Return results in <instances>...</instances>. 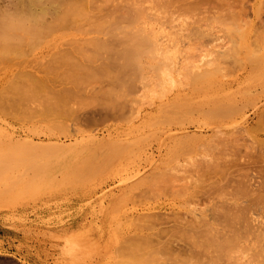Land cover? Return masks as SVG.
Listing matches in <instances>:
<instances>
[{
	"label": "rangeland",
	"instance_id": "374dc122",
	"mask_svg": "<svg viewBox=\"0 0 264 264\" xmlns=\"http://www.w3.org/2000/svg\"><path fill=\"white\" fill-rule=\"evenodd\" d=\"M92 1L93 3L91 2V6H93V8L91 7L90 9L89 7H87L91 11L93 10V12L88 10L91 12L90 14H88L90 18L88 15H83V17L88 16L86 18L89 19L86 21H89V23L83 22V19H81L82 22L80 20V24L78 22V24H71V22L70 24L64 26L60 24L62 27H59V25L56 26L57 29L53 28L55 30L43 34V37H37L34 43L33 40L29 42L27 40L26 42L21 41L20 43L18 42L19 44L16 40L12 41L13 44L19 49H13L15 51H10L7 54L8 56L0 58V154L5 156L6 154L8 156H14L19 152L21 156L28 157L27 162L20 163L21 166L19 163L11 165L8 164L9 166L2 165V168L4 167V170L0 166V264H168L171 261H173L174 264V261L178 260L179 257L180 259L184 258L185 260L181 259L182 261H176L175 264L177 262L179 264H203L206 261H210H205V259H208V256H210L207 253H210L214 256L215 259L212 260V256L209 259H211V261L216 260V264H264V74L262 73V70L264 69V62H260L259 64L261 65L259 67L257 66L258 64L255 65L256 58L253 59L252 57V53L256 51H253V47L256 48V44H259V47L256 48L257 50H259V53L255 52L253 56L257 55V58L259 55L264 56V44H262L264 43V40L262 41V39L264 38V0H133V2L132 0ZM89 5L90 3L88 4V6ZM98 9L99 11L97 12ZM93 22H95V24L98 23L97 25L100 26L99 28L101 29H99L98 27L95 28ZM233 23L236 25H234ZM91 28H95L96 30L103 29L104 32L98 33V31L95 30H92L93 32H90ZM232 28L233 30L235 29L237 31L235 32L234 30V35H232ZM124 29L125 31H127V33H132L135 32V30H139L142 33L146 34V32L150 31V36L153 35L154 37H157L155 39L157 40V47L160 50L158 49V56H156V54H145V57L143 56V58L141 59V69L135 73L130 72L128 77L124 75L122 77L123 81L120 84V81H117L116 76H114V74L118 75L117 69H115V59L117 60V57L111 56V53L107 52L109 55L108 57V55L106 54L108 57L107 58L105 56V48L104 51L102 50L103 47L100 50L96 48V46H93V48L92 45L94 41L92 42L87 39L95 35L93 38V40L95 39V41L96 36L100 37V39L108 38L109 41L112 42L116 40L115 42H113L114 45L112 44L114 46L113 48H115L114 50L120 49L124 44L120 42V46L118 39L122 41V39L125 37L123 33L125 32L123 31ZM240 31H242L243 34ZM234 39L238 41V44L236 45L237 49L234 48L235 46L233 45L236 44ZM24 44H26V46H24ZM243 45L245 47H243ZM250 45L253 47L250 48ZM19 46H21V48ZM68 46L74 47L75 50H73V48L71 50V48H69ZM77 46L79 47V49L77 48ZM231 46L234 50H237L235 52H238L236 53V57L234 56L238 62L237 64H235V59L234 62L233 59L230 58V52L233 53L232 57L233 55H235L234 51H231ZM67 47L70 50H68ZM106 47H110V45ZM65 49L68 52L70 51L71 54L74 53L73 51H78V54L82 53L81 56L79 55L81 57V60L79 58L77 59L73 55L72 56L78 60L77 62L81 63V69L83 70L74 74L71 68L61 66V60L64 58V56L62 58V51H64ZM107 51H109V48L107 49ZM228 51H230L229 54L226 53ZM77 53H75V55ZM52 54L55 57H53ZM227 54L228 57H226ZM237 54L240 59L237 58ZM165 55H168L170 58L168 56L166 57ZM220 55H222V57ZM247 55L249 56L247 57ZM79 56L77 55V57ZM250 57L253 60V65L251 63L252 60H246L250 59ZM151 58L154 60H152ZM164 58L165 60L168 58L167 62L164 60ZM55 59L57 61L60 60V63ZM170 60L172 61V63ZM210 61L211 63H209ZM232 61L234 63H232ZM248 61H250V64L248 63ZM197 62L200 63L197 64ZM240 62L242 63L240 64ZM157 63H164L166 65L165 67H167L169 71L168 74L171 76L170 78H172L169 80L171 81L170 83L168 81L167 84L164 85L165 87L162 86L159 81V72L161 71L158 72V70L153 68ZM220 63L222 66H220ZM168 64L170 65V67L173 64L172 70H170ZM237 65L241 66L238 67ZM254 65L257 67L254 68ZM104 66H106L107 70L103 68ZM195 66H197V69L195 68ZM250 66L253 69H251ZM85 67L86 69H84ZM218 67L221 68V71L218 70ZM62 68L65 70H63ZM109 68H111L112 70ZM211 70L216 71V73L214 71L215 75H211L212 79H207V82L204 81L205 83H197V81L194 82L192 78L194 73L198 74ZM68 71H71L73 75H70V72ZM260 71L262 74L260 73ZM88 72L90 75H87ZM33 75L34 77H36V79L33 77ZM70 76L73 79H71ZM75 77H78V80L74 79ZM172 80H174V82ZM34 81H41L39 85H35L36 90L34 92L28 91V94L24 93L23 95H17V93H14L17 91L15 89V85L17 83L22 82L30 85ZM85 81L87 82V84ZM84 84L86 85L84 86ZM118 84H120L121 86H119ZM159 84L161 85V87ZM169 84H171V86ZM123 85H126L127 88ZM206 86L207 88L209 87L208 90ZM59 87L61 88V90ZM76 87L78 89H75ZM68 88H70L69 93L67 90ZM199 88L202 89L200 90ZM73 89L75 90L74 92ZM63 90L67 91H65V93L63 94ZM70 92L72 93L71 98L70 96H68L70 95ZM32 93L34 96L31 95ZM52 93L55 95L62 93L63 96H67L68 98H70L71 102L69 101L70 99H67V97L66 99H64L65 103L68 100L69 105H66L64 102V104L62 102H57L59 99L62 100L59 97L58 100L55 101L57 103H60L62 105V108L68 106L69 109L70 107H72V109L74 108L75 110L78 109L76 110L78 114L76 113L77 115H74L76 111L74 110V113H72V110L69 111L68 109L69 113H72L71 115L69 114L71 117L73 116L71 118L67 114H65L66 116L63 115L64 111H62V113L61 110L60 112L59 110L56 111V109H59L57 107L52 108V110L49 111L48 108L50 104H57L51 97L53 95ZM73 93L76 94L74 95ZM16 95L20 97L25 96L24 98H27L24 100V98L21 97V99ZM29 95L32 96L33 100L30 99ZM45 96L47 98L49 97L48 99L50 103L49 101H47V98ZM59 96L62 97V95ZM100 97H102V100L100 99ZM234 97L236 100L234 99ZM55 98L57 97L55 96L54 99ZM222 98L225 100H223ZM27 99H30L31 101ZM250 99H252L253 102H250ZM52 100L54 101V103L52 102ZM246 100L250 103H248ZM232 101L234 102V104L238 102V105L236 104V107H234L238 109L234 110L232 108V111H235V114L229 110L234 114V116L229 112V114H227L230 116L224 114V119L223 116L219 118V116L221 115H214L216 116L215 118L213 117L214 120L211 118L213 121L209 119L210 115L208 116L206 111H208V108L212 103L220 104L222 102L225 103V105L222 103L220 105H224L226 107L227 105L230 106V103L233 105ZM240 101L241 104H247L243 106V108L240 106L242 110L240 109L241 111H238L240 107L237 106H239ZM71 103H73L74 105ZM76 103H78V105ZM253 103L255 105H253ZM78 106L80 109L82 107L84 109L82 108V110H80ZM62 108L60 107V109ZM54 109L56 112L54 111ZM195 109L199 110L200 112L202 111V115ZM183 111L185 114L183 113ZM133 112H135L134 115ZM65 113H68L67 109ZM197 113H199L200 115H197ZM205 113L206 115H204ZM80 115L82 118L80 117ZM179 115L180 117H178ZM58 116L62 119H60ZM186 116L188 118H186ZM205 116L209 117L208 120L210 122L205 118ZM176 117H178V119L183 118V120L179 119L178 121H176V119L174 121ZM60 120L63 122H60ZM217 120L218 122H216ZM172 121H174V124L172 123ZM56 122L59 127L61 125H64L62 128H64L66 131L63 129L61 131V127L59 128L57 125H55ZM169 122H171L172 124ZM175 122H183L184 124L177 123L176 125ZM51 123L53 126L55 125V128L58 127L57 129L60 131L52 128ZM218 130H220V132ZM184 132H188L187 134L192 136V142L190 143L191 145H188L192 148H189L188 152L191 154L189 155L187 153L188 158H179L180 160L177 161L179 164L177 162L175 163V161L174 163L171 161V163L169 159L167 160L165 158L167 160L166 161L163 157L160 159L159 156L161 152H165L166 149H171L173 148V146L176 148L183 147V145L184 147L186 146V140L190 139V136L188 137L186 133L184 134ZM191 132H193L195 136H193V134H190ZM173 137L179 138L178 141L176 142L177 139L175 140ZM197 137H199V139H197ZM136 138L137 141H135ZM138 138H141V140H139ZM194 138L198 140V143ZM202 138L204 139L202 140ZM112 139L113 141H116H114L116 143L115 145L120 144L121 146L123 144L126 145L128 142H134L133 145L129 144L125 148H131V150L133 149V151L139 150L138 152L143 150V152H145V156L140 157L141 159L139 157L126 158L127 160H123L125 159L123 157H119V159L117 160L115 157L106 158L102 156V160L104 162H102L101 165V163L98 162L102 161L100 160L101 157L99 156V154L101 152L100 155H103L106 152V147H109V145L113 144L112 141L110 142V140ZM181 139H185V143H181L180 141H184ZM75 141H79L80 143ZM86 141H88L89 143ZM201 141L202 145L200 144ZM56 142L57 146L59 145L58 142L64 145L62 146L63 149L61 148V152L55 154L56 156L49 152L46 156V154H44L46 150L43 148L48 149L46 144H53ZM124 142L127 143L125 144ZM25 143L30 149H23V144ZM32 143H36V145H32ZM173 143L175 144L172 145ZM178 143L181 146H178ZM51 144H48V146H53ZM100 144H106L105 149L104 146L101 147L103 148L104 153L98 146ZM18 147L20 148V151L17 150ZM32 147L33 149L31 150ZM97 147L101 151L98 152ZM137 147L138 149H136ZM67 148H70L71 150H68ZM39 149H42V151ZM21 151L25 153H21ZM65 151L66 153L68 151V153L65 154V156H63L61 159L60 155H64ZM95 151L97 152L95 153ZM9 152H11L10 155L8 154ZM40 152L42 153L40 154ZM92 153H98L97 156H99L100 158L97 157V159L99 158V160L94 159L96 158V155H93ZM91 154L93 155V159L96 160V162L93 160V163L88 164L89 168H85V166L87 165H84V163L81 162V159H84L89 155L92 159ZM50 157H56V160L58 159V157H60V160H55L54 163V159H51ZM104 158L106 159V161H108V158L116 159L117 161L111 160V163L114 162L113 165L105 167L107 165H103V163H105ZM31 159L33 160L30 161ZM224 159H227V161L229 162H226L225 165L224 161V166H222V161ZM42 161H44V163ZM49 161L52 162L48 163ZM87 161H85V163ZM126 162H131L132 164L127 168H122V163L125 164ZM260 163L262 165H260ZM27 164L28 166H26ZM170 164H172V167H169ZM173 164L176 165L174 166ZM229 165L232 167H230ZM74 166L78 167L79 169L82 167V170H80L82 174L77 173L80 171ZM173 166L175 168L177 166V172L173 168ZM207 166H211L210 168H212L213 166L216 167L212 169H214L213 171L215 172L217 171L218 173L214 174H220V177H218L217 175H215L217 178L215 176H212L213 178L209 177V175L211 174L210 170L212 169H210L209 167L207 168ZM226 166L228 170L225 168ZM233 166L235 167L233 168ZM237 166H239L241 169ZM25 167L27 170H25ZM72 167L73 169H75V171L78 170L76 172L77 174L74 173L75 171L72 170ZM102 167H104L105 170L107 168L109 170L105 171L104 169H102ZM161 167L163 168V170L167 169V171V167H169L172 174L169 175V172L165 171L167 172L169 177L171 176V179H177L178 181L184 179L183 183H185V185L190 182L191 178H196L199 174L201 176L203 172L206 173L208 171V173L210 174L207 175L206 173L205 175L211 178V181H214L215 178L216 185H214L215 183H212L211 181L210 183L213 184V186H218V189L216 187L212 188L211 185L212 190L209 191L211 192V195L213 194L212 196L209 195V191L205 194V189L199 191V193L203 194V197H206L207 195L205 199L202 198V195L201 197H199V195V198L197 197V195H195V197H190L192 195H190V193L187 194V192L185 193V191V196L183 197V194H181V196L180 194H177V192H175V187L176 190H179V187H181V182L180 184H178L179 182L175 183L180 185L179 187H177L176 185H173L172 181H169L170 185L172 183V188H168L169 184H167L166 186L163 185V187L161 184H158L160 181L157 183L155 182L158 178H156V176L153 177V175H156L159 171L163 172L165 176L164 177L162 173V177H160L161 179H164V181L165 178L169 179L168 175L165 174ZM9 168H11V171ZM171 168L174 169V172H172ZM88 169L90 170L88 171L89 173L86 171ZM67 173L69 174V176L67 175ZM142 173L144 174V176ZM149 173H151V175ZM228 173L231 174L229 175ZM78 174L80 177L79 180L77 179ZM227 174L230 178H228ZM142 176L143 178H141ZM206 176L205 178L207 179ZM83 178H85L86 180H84ZM209 178L207 180L208 182ZM236 179L240 181V183ZM246 179H249V182ZM177 180L175 181L177 182ZM197 180L198 181H196L195 184L192 185V187L197 188L199 186V184L201 183V179L199 180L198 178ZM207 181L205 182L208 183ZM224 182H226V185L224 184ZM221 183L224 184V186H222ZM243 184L245 185L244 187ZM158 185H161L162 188L158 187ZM205 185H203L204 188L206 187ZM239 186L242 187V189L244 188L243 190L246 189L245 192L243 191L244 193L241 194V196L240 191H242V189L238 192V190L240 189ZM166 187L168 189H166ZM179 191H181V189ZM233 196L234 198H232ZM235 197H237V199ZM200 198L204 201H202ZM224 201L227 203H225ZM241 201L244 203H241ZM248 201L249 203H251V205L248 204ZM221 202L222 204L227 205L228 213L230 214V216L231 214L235 215L234 212L236 210V207L234 206H236L237 204L242 207V209H240L241 211L246 212V214L244 215L247 216L246 218H248V221L245 220L246 218L240 220L249 224H247V227H244L246 228L245 230L243 227H238L239 229L237 228V230L242 232L239 233L241 235L238 234L239 231L235 232L237 234H234V236H237V240H234L236 236L233 238V234L231 235V233L233 232L231 229L228 230L227 228H224L227 226V224L230 227L229 221H232V218H234V216H231V219L226 218L227 221L229 220V223H227L226 221L223 222V220H221V217L219 219L218 213L220 211L222 212L219 207H221L222 205L219 206L218 203ZM233 203L237 204L235 205ZM243 205H245V207L247 206V208H244ZM206 207L208 209H206ZM209 208H211L212 210H209ZM216 208H218L217 211ZM201 209L203 212H201ZM247 210L250 211L247 212ZM210 211H215L214 213H216L214 214L212 212L213 214H210L211 218L216 219L217 217L219 221L213 219L212 221L214 222L215 220L216 222L213 223L211 221V224V218L208 214L210 213ZM150 212L154 213L155 220L160 219L158 222H156L159 223L158 225H155V221L150 218V215H148L151 214ZM198 212H200V214ZM204 214H206V216L208 215V218L205 217ZM178 215L183 220V222H191L194 228L199 225L198 219H200V217L204 219V216L205 219L207 218V222L210 223V225H208L205 222L209 226L208 230H205H210L212 232L214 231V228L215 230L216 228L217 230H219L220 225H222L223 223L225 224L226 222L227 224L225 226L222 225L224 232L223 229L219 230V232L222 233L223 238L225 237V241L219 237L216 239H219V242H221L222 240L223 242L227 243L228 250H225V252H223L226 256L229 255L230 257L222 255V250L226 248H220L221 244H223L222 242L219 245L222 254L218 252L220 250H218V242L216 243L214 239V233L213 239L217 244V246L214 247H217V249L215 248L217 251L213 248V245H206V243L204 244V239L202 241L201 236L200 238L196 237L193 240L195 244L190 242L193 247L190 246L188 242L187 245H189V247L187 245H183V241L178 243L179 241L176 240L178 241H175L177 244L173 243V245L171 244L173 248H168L167 246L169 245L165 246L166 244L163 243L165 239H168L165 236L166 232L168 236V230H166L164 236H162L163 234L161 231V236L163 238H166H164L163 240L160 238V241L156 240V238L159 239L160 234H157L159 235L158 237H154L155 231L158 230V228L163 229L162 227L167 225L164 224V220L165 222L168 221L166 217H170V225H168L171 226L173 225L172 223L175 222V216L176 218H178ZM237 217L238 215L236 216L234 221H236ZM147 218L150 219L147 220ZM134 220H139L138 222L140 223L136 221V224ZM238 220L236 223L239 222ZM221 221L222 223H220ZM243 222L240 221L242 226L244 225ZM143 223L146 224L143 232L152 234L150 238V240L152 241L150 244H152V246L149 245L150 248L148 247V252H146L147 250L143 251L144 255L142 256V252H139L137 250L138 248L142 247L140 244L141 242L137 243V241L135 240V238L137 237L134 238L132 237V235H139V233L137 232H139L140 230H136V227L141 229ZM160 223L162 226H160ZM176 223H178V221H176ZM240 223H238L237 225L241 226ZM217 224L219 227L217 226ZM233 225L234 227H237L235 226L236 224ZM201 226L199 225V227ZM208 226H206V228ZM242 228L243 230H240ZM225 229H227L226 232ZM143 232H141V234ZM128 235L131 236L132 239ZM217 236L221 235L218 234ZM242 236H244L245 238ZM204 237L205 236H203V238ZM241 238L243 239L240 240ZM213 239L211 238V243ZM132 240H135V242H133L134 245L132 244ZM138 241H140V239H138ZM158 241L159 244H164L168 254H166L165 250H162V248L165 249V247H162L163 244L159 245L158 247ZM184 241L186 242V240ZM129 243L132 244V246L130 245L131 247L129 246ZM135 243H137L138 245H136ZM154 243L156 244V246ZM215 243L213 242L212 244ZM179 245H182L183 247ZM194 245L198 248L193 249ZM224 245L226 246V244ZM134 247H137L135 248V250H137L138 252L136 251L135 253H137L138 255L134 254L137 255V257H134L131 254V252L133 253L135 251ZM124 250L125 252H123ZM127 250L128 252H126ZM226 251H228L230 254H227ZM175 253L177 256L179 255L178 257H176L177 259L175 258ZM129 254H131V258L130 256H128ZM223 257H225V259ZM136 258L140 262L136 261V263H133L135 262L134 260ZM207 262L204 264H207ZM210 262L209 264L212 263ZM170 264H172V262Z\"/></svg>",
	"mask_w": 264,
	"mask_h": 264
},
{
	"label": "bare ground",
	"instance_id": "6f19581e",
	"mask_svg": "<svg viewBox=\"0 0 264 264\" xmlns=\"http://www.w3.org/2000/svg\"><path fill=\"white\" fill-rule=\"evenodd\" d=\"M129 1V0H128ZM147 1V0H146ZM187 1V0H186ZM91 2L93 3V1L92 0H0V58H3L4 56H8L7 54L11 51L12 52V50L13 49H19L18 47H16L14 44H13V42L12 41H17V43L19 42H21V41H25L26 42V40L29 42V41H32L33 40V43H34V41L37 39V37L39 38V36H42L43 34H46V33H48V32H51L52 30H55V29H57L56 28V26H58L59 25V27L61 26L60 24H62L63 26L64 25H67V24H70L71 22V24H74V23H76V24H80L81 22H82V20L81 19H83V22H88L89 23V21H86V20H88L89 18H90V16L88 15V14H90L91 12H93V10L91 11L90 9H91V7L93 8V6H91ZM132 2H133V0H132ZM90 3V5L88 6V4ZM157 4V3H156ZM148 6V5H147ZM159 6V5H158ZM170 6V5H169ZM87 7H89V8H87ZM110 8V7H109ZM134 8V7H133ZM88 10H90V11H88ZM96 10V9H95ZM118 10V9H117ZM151 10V9H150ZM88 13H87V12ZM99 11V9L97 10V12ZM138 11H139V9H138ZM108 12V11H107ZM116 12H118V11H116ZM96 14V13H95ZM113 14V13H112ZM83 15L85 16V15H88L89 16V18H86V17H88V16H86V17H83ZM98 15H100V14H98ZM130 15V14H129ZM129 17V16H128ZM100 18V17H99ZM164 18V17H163ZM79 19V20H78ZM84 19H85V21H84ZM106 19V18H105ZM74 20V21H73ZM75 20H78V21H75ZM80 20H81V22H80ZM123 20V19H122ZM163 20V19H162ZM69 22V23H68ZM78 22V23H77ZM101 22V21H100ZM135 22H137V21H135ZM139 22V21H138ZM197 22V21H196ZM227 22V21H226ZM231 22V21H230ZM233 22V21H232ZM92 23V22H91ZM159 23V22H158ZM98 24V23H97ZM97 24H95V22H93V25H94V27L96 28V27H100V26H98ZM123 24V23H122ZM162 24V23H161ZM207 24V23H206ZM209 24V23H208ZM211 24V23H210ZM234 24V23H233ZM95 25H97V26H95ZM100 25V24H99ZM121 25V24H120ZM152 25V24H151ZM159 25V24H158ZM234 25H236V24H234ZM73 26V25H72ZM123 26V25H122ZM134 26V25H133ZM141 26V25H140ZM147 26V25H146ZM203 26V25H202ZM231 26H233V25H231ZM62 27V26H61ZM93 27V26H92ZM129 27V26H128ZM127 27V28H128ZM154 27V26H153ZM159 27H161V26H159ZM243 27V26H242ZM53 28H55V29H53ZM95 28H91V30H90V32L93 30H95V31H98V33H101V32H104V30L102 29V30H99V29H101V28H97L98 30H96ZM136 28V27H135ZM155 28V27H154ZM192 28V27H191ZM202 29V28H201ZM204 30V29H203ZM207 30H209V29H207ZM235 30V29H234ZM234 30H233V28H232V35H234ZM241 30V29H240ZM57 31V30H56ZM65 31V30H64ZM92 31V32H93ZM100 31V32H99ZM123 31H125V29L123 30ZM134 31V30H133ZM196 31V30H195ZM75 32V31H74ZM117 32V31H116ZM150 32V31H149ZM149 32H146V34L145 33H142L141 31H136L135 30V32H132V33H127V31H125V32H123L124 33V38L122 39V41L120 40V39H118L117 41L119 42V45L121 46V43L120 42H122V44H124L123 46H121V48L120 49H116V50H114L115 48H113L114 46V44H113V42H115L116 40H114L113 42L112 41H109V39L108 38H103V39H100V37H97L96 36V41H95V39L93 40V38H94V36H92V37H90L89 39H87V40H90V41H94L93 42V45H92V47L93 46H96V48H98L99 50L103 47V51L105 50V52H103V53H105V56L107 57V55H108V53L110 52L111 54V56H115V57H117V60L115 59V61H116V63H115V66H116V68L115 69H117V73H118V75H115L114 74V76H116V80L117 81H120V84H121V82L123 81L122 80V77L125 75L126 77H128V75H129V73L130 72H132V73H135V72H137L138 70H140L141 69V67H142V58H143V56L145 57V54L146 55H148V54H156V56H158L157 55V52H159L158 51V44H157V40L155 39V38H157V37H154L153 35H151L150 36V34H149ZM235 32H237L236 30H235ZM239 32V31H238ZM241 33H242V31H240ZM120 33V32H119ZM53 34V33H52ZM60 34V33H59ZM103 34V33H102ZM106 34V33H105ZM113 34V33H112ZM159 34V33H158ZM199 34H200V31H199ZM198 34V35H199ZM239 34V33H238ZM243 34V33H242ZM79 35H80V33H79ZM99 35H101V34H99ZM116 35H118V34H116ZM75 36V35H74ZM107 36V35H106ZM240 36H242V35H240ZM43 37V36H42ZM41 37V38H42ZM78 37V36H77ZM82 37H83V34H82ZM101 37H104V36H101ZM264 37V36H263ZM54 38H55V36H54ZM99 38V39H98ZM45 39V38H44ZM104 39H106V40H104ZM232 39V38H231ZM102 40V41H101ZM235 40V39H234ZM264 40V38L262 39V41ZM43 41V40H42ZM106 41V42H105ZM109 41V42H108ZM24 42V43H25ZM45 42V41H44ZM108 42V43H107ZM111 42V43H110ZM232 42H233V40H232ZM235 42H236V44H233L235 47L234 48H236V45L238 44L237 42V40H235ZM258 42V41H257ZM256 42V43H257ZM261 42V41H260ZM18 43V44H19ZM254 43V42H253ZM253 43H252V45H253ZM36 44V43H35ZM90 44H92V43H90ZM110 45V47H106V46H108V45ZM113 44V45H112ZM178 44V43H177ZM262 44H264V43H262ZM106 45V46H105ZM232 45V44H231ZM255 45V44H254ZM24 46H26V44H24ZM56 46V45H55ZM81 46V45H80ZM251 46V45H250ZM249 46V47H250ZM20 48H21V46H19ZM37 47V46H36ZM69 47V46H68ZM67 47V48H68ZM100 47V48H99ZM239 47V46H238ZM243 47H245L244 45H243ZM253 46H251L250 48H252ZM259 47V44H256V48H258ZM263 47V46H262ZM262 47H260V48H262ZM23 48V47H22ZM66 48V49H67ZM69 48H71V50H72V48H73V50H75L74 49V47H69ZM68 48V50H70ZM77 48L79 49V47L77 46ZM94 48V47H93ZM105 48V49H104ZM109 48V51H107V49ZM112 48V49H111ZM166 48V47H165ZM231 48H232V46H231ZM255 47H253V51H255L256 53L258 52L259 53V50H257L256 48L254 49ZM65 49V50H66ZM78 49H76V50H78ZM84 49V48H83ZM237 49V48H236ZM242 49V48H241ZM264 49V48H263ZM25 50V49H24ZM59 50V49H58ZM64 50V51H65ZM98 50V51H99ZM160 50V49H159ZM222 50V49H221ZM249 50H251V49H249ZM13 51H15V50H13ZM23 51V50H22ZM64 51H62V58H63V56H64V58L61 60L62 62H61V66L62 67H69V68H71L72 69V72L74 73V74H76V73H78L79 71H81V70H83V69H81V67H82V65H81V63H79V62H77L78 60V58L81 60V55H82V53H80V54H78L79 52L78 51H73L74 53L73 54H71V52L69 53L67 50L64 52ZM231 51L233 52L234 51V54L235 55H233V57L235 56L236 57V53H238V52H235V51H237V50H234L233 48L231 49ZM239 51V50H238ZM247 51V50H246ZM78 52V53H77ZM81 52V51H80ZM87 52V51H86ZM108 52V53H107ZM164 52V51H163ZM229 52L230 51H228V52H226V53H228L229 54ZM251 52V51H250ZM255 52H253L252 53V57H253V59H255L254 61H255V65L256 64H258L257 66H259L260 67V65L261 64H259L260 62L262 63V62H264V56L263 55H259L258 56V58H257V55H255V56H253L254 55V53ZM262 52H263V50H262ZM22 53V52H21ZM64 53H67V54H64ZM75 53H77L76 55H75ZM170 53H172V52H170ZM176 53V52H175ZM225 53V54H226ZM56 54H58V53H56ZM86 54V53H85ZM107 54V55H106ZM165 54V53H164ZM166 54H167V52H166ZM219 54V53H218ZM222 54V53H221ZM228 54L226 55V57H228ZM230 54H231V59H233V61H234V59H235V57L233 58L232 57V54L233 53H231L230 52ZM251 54V53H250ZM249 54V55H250ZM53 55V54H52ZM75 56V57H73V56ZM77 55L79 56V57H77ZM171 55V54H170ZM249 55H247V57L249 56ZM57 56V55H56ZM101 56V55H100ZM166 56V55H165ZM168 56V55H167ZM166 56V57H167ZM172 56V55H171ZM221 57H222V55H220ZM51 57V56H50ZM53 57H55L54 55H53ZM93 57V56H92ZM97 57V56H96ZM108 57H109V55H108ZM107 57V58H108ZM153 57V56H152ZM163 57V56H162ZM169 57V56H168ZM176 57V56H175ZM223 57H225V56H223ZM56 58H58V57H56ZM75 58V59H74ZM170 58V57H169ZM237 58H239L238 57V54H237ZM246 58V57H245ZM61 59V58H60ZM74 59V60H73ZM89 59V58H88ZM119 59V60H118ZM150 59V58H149ZM152 59V58H151ZM176 59V58H175ZM240 59V58H239ZM50 60V59H49ZM51 60H52V58H51ZM56 60V59H55ZM152 60H154V59H152ZM162 60H163V58H162ZM164 60H165V58H164ZM167 60H168V58L165 60L166 62H167ZM199 60V59H198ZM225 60V59H224ZM236 60V59H235ZM246 60H252L251 59V57H250V59H246ZM259 60V61H258ZM4 61V60H3ZM57 61V60H56ZM99 61V60H98ZM151 61V60H150ZM171 61V60H170ZM170 61H168V62H170ZM176 61V60H175ZM184 61H186V60H184ZM213 61H215V60H213ZM232 61V63H234ZM57 62H59L60 63V60L59 61H57ZM148 62V61H147ZM153 62V61H152ZM246 62V61H245ZM257 62V63H256ZM55 63V62H54ZM151 63V62H150ZM171 63H172V61H171ZM200 63V62H199ZM198 62H197V64H199ZM209 63H211V61L209 62ZM217 63H218V61H217ZM238 62H237V60H236V62H235V64H237ZM242 62H240V64H241ZM248 63L250 64V61H248ZM252 65H253V60H252ZM34 64V63H33ZM38 64V63H37ZM57 64V63H56ZM90 64V63H89ZM144 64H145V62H144ZM177 64V63H176ZM193 64H194V62H193ZM223 64V63H222ZM58 65V64H57ZM169 65V64H168ZM173 65V64H172ZM172 65H171V67H170V65H169V68H170V70H172ZM217 65V64H216ZM232 65V64H231ZM254 65V68L255 67H257V66H255ZM39 66V65H38ZM45 66V65H44ZM59 66V65H58ZM60 66V67H61ZM98 66V65H97ZM149 66V65H148ZM166 65L164 64V63H157L153 68H155L156 70H158V72L159 71H161V72H159V74H160V77H159V81H160V84L162 85V86H164V85H166L167 84V82L170 80V79H172V78H170L171 76L168 74L169 73V71H168V69H167V67H165ZM175 66V65H174ZM210 66V65H209ZM220 66H222L221 65V63H220ZM238 66V65H237ZM241 65H239L238 67H240ZM95 67V66H94ZM167 69H165V68ZM194 67V66H193ZM197 66H195V68H196ZM201 67V66H200ZM253 67V66H252ZM103 68H105L106 69V66H104ZM107 68H108V66H107ZM174 68V67H173ZM220 67H218V70H220L221 71V68L219 69ZM250 68H251V66H250ZM37 69V68H36ZM39 69V68H38ZM63 69V68H62ZM62 69H61V71H62ZM84 69H86V67L84 68ZM95 69V68H94ZM109 69H111V68H109ZM114 69V70H115ZM151 69V68H150ZM197 69V68H196ZM251 69H253V68H251ZM51 70V69H50ZM53 70V69H52ZM63 70H65V69H63ZM69 70V69H68ZM107 70V69H106ZM112 70V69H111ZM167 72H166V71ZM182 70V69H181ZM40 71V70H39ZM47 71H48V69H47ZM57 71V70H56ZM59 71V70H58ZM66 71H67V68H66ZM148 71H149V69H148ZM214 71L215 70H211V71H205V72H202V73H194V75L192 76V78H193V80H194V82H196L197 81V83H201V82H204V81H206L207 79H212L211 78V75L212 74H214L215 75V73H216V71H215V73H214ZM264 69L262 70V73L264 74ZM68 72H70L69 74L71 75H73V73H71V71H68ZM86 72V71H85ZM98 72V71H97ZM114 72V71H113ZM116 72V71H115ZM81 73V72H80ZM82 73H83V71H82ZM81 73V74H82ZM90 73H91V71H90ZM116 73V74H117ZM260 73H261V71H260ZM259 73V74H260ZM261 73V74H262ZM20 74V73H19ZM19 74H17V75H19ZM54 74V73H53ZM59 74H62V73H59ZM64 74H66V73H64ZM87 74V73H86ZM111 74V73H110ZM180 74V73H179ZM84 75V74H83ZM82 75V76H83ZM87 75H90L89 74V72H88V74ZM99 75V74H98ZM98 75H96V76H98ZM186 75V74H185ZM223 75V74H222ZM52 76V75H51ZM86 76V75H85ZM113 76V77H114ZM131 76V75H130ZM182 76V75H181ZM213 76V75H212ZM224 76V75H223ZM33 77H34V75H33ZM71 77V76H70ZM95 77V76H94ZM175 77V76H174ZM177 77V76H176ZM221 77V76H220ZM35 79H36V77H34ZM47 78V77H46ZM88 78V77H87ZM115 78V77H114ZM178 78V77H177ZM182 78V77H181ZM188 78V77H187ZM222 78V77H221ZM38 79V78H37ZM43 79V78H42ZM45 79V78H44ZM50 79V78H49ZM56 79V78H55ZM71 79H73L72 77H71ZM74 79H77L78 80V77L76 78H74ZM128 79V78H127ZM130 79V78H129ZM153 79V78H152ZM185 79V78H184ZM57 80V79H56ZM95 80V79H94ZM51 81V80H50ZM59 81V80H58ZM63 81V80H62ZM139 81H140V79H139ZM173 82H174V80H172ZM45 82V81H44ZM53 82H54V80H53ZM86 82V81H85ZM127 82H128V80H127ZM171 81H169V83H170ZM172 82V83H173ZM207 82V81H206ZM20 83H22V82H20ZM20 83H17L16 85H15V89L17 90L16 92H14V93H17V95L19 94V95H23L24 93H26V94H28V91L30 92H34L35 90H36V88H35V85H39V83H41V81L39 82V81H34V82H32L30 85H27L26 83H22V84H20ZM171 83V84H172ZM205 83V82H204ZM53 84V83H52ZM74 84V83H73ZM76 84V83H75ZM86 84H87V82H86ZM86 84H84V86L86 85ZM120 84H118L119 86H121ZM128 84V83H127ZM159 84V85H160ZM171 84H169L170 86H171ZM213 84H214V82H213ZM72 85V84H71ZM80 85V84H79ZM112 85V84H111ZM161 85H160V87H161ZM175 85V84H174ZM58 86V85H57ZM109 86V85H108ZM118 86V87H119ZM124 86V85H123ZM129 86V85H128ZM133 86V85H132ZM135 86V85H134ZM202 86V85H201ZM210 86V85H209ZM63 87V86H62ZM68 87V86H67ZM83 87V86H82ZM114 87V86H113ZM117 87V86H116ZM124 87H126L127 88V86L125 85ZM165 87V86H164ZM163 87V88H164ZM194 87V86H193ZM215 87V86H214ZM48 88H50V87H48ZM60 88V87H59ZM107 88V87H106ZM123 88V87H122ZM154 88V87H153ZM206 88H207V86H206ZM209 88V87H208ZM208 88H207V90H208ZM262 88V87H261ZM261 88H259V89H261ZM13 89V88H12ZM58 89V88H57ZM56 89V90H57ZM65 89H66V87H65ZM69 89L70 88H68L67 90H68V93H69ZM75 89H78L77 87L75 88ZM156 89V88H155ZM200 89V88H199ZM202 89V88H201ZM200 89V90H201ZM14 90V89H13ZM53 90V89H52ZM55 90V91H56ZM60 90H61V88H60ZM67 90H63L64 92H63V94L65 93V91H67ZM121 90V89H120ZM152 90V89H151ZM198 90V89H197ZM49 91V90H48ZM59 91V90H58ZM75 90L73 89V92H74ZM134 91V90H133ZM263 91V90H262ZM50 92H51V90H50ZM167 93V92H166ZM251 93V92H250ZM259 93H260V91H259ZM53 94V93H52ZM51 94V95H52ZM63 94L62 93H60V94H57V95H55V94H53L51 97H52V99L55 101H57L58 100V97L59 98H61L62 100H58L57 102H64L65 103V100L64 99H66V97L67 96H63ZM67 94V93H66ZM72 93L70 92V95H68V96H70V98H71V95ZM74 94V93H73ZM76 94V93H75ZM74 94V95H75ZM13 95H15V94H13ZM16 95V96H17ZM32 96H34L33 95V93L31 94ZM57 97V98H55L54 99V97L55 96ZM59 95H62V97L61 96H59ZM206 95V94H205ZM30 96V95H29ZM32 96H30V99H32ZM41 96V95H40ZM115 96V95H114ZM17 97H19V98H21L20 96H17ZM25 96H23L22 98H24ZM36 97V96H35ZM44 97V96H43ZM46 97V96H45ZM51 97H50V99H51ZM108 97V96H107ZM128 97V96H127ZM166 97V96H165ZM21 98V99H22ZM27 98V97H26ZM26 98H24V100L26 99ZM34 98V97H33ZM47 98V97H46ZM45 98V99H46ZM49 98V97H48ZM47 98V101H49V99ZM70 98H68L67 97V99H70ZM102 97H100V99H101ZM218 98V97H217ZM254 98V97H253ZM30 99H27V100H30ZM35 99V98H34ZM223 99V98H222ZM234 99H235V97H234ZM238 99V98H237ZM249 99V98H248ZM33 100V99H32ZM52 100V102L54 103V101ZM64 100V101H63ZM102 100V99H101ZM207 100V99H206ZM223 100H225V99H223ZM228 100V99H227ZM232 100V99H231ZM236 100V99H235ZM252 99H250V102H253V100L251 101ZM255 100V99H254ZM31 101V100H30ZM55 101V103H57ZM70 102H71V99L69 100ZM208 101V100H207ZM222 101V100H221ZM247 101V100H246ZM257 101V100H256ZM192 102V101H191ZM202 102V101H201ZM228 102V101H227ZM237 102V101H236ZM245 102V101H244ZM248 102V101H247ZM250 102H248V103H250ZM49 103H50V101H49ZM63 103V104H64ZM124 103V102H123ZM189 103V102H188ZM222 103V102H221ZM220 103V104H221ZM232 103H233V105L230 103V106H232V107H230L229 105H227L226 107L224 106L225 105V103H222V104H224V105H220V104H211L210 105V107L208 108V111H206V113L208 114V116L210 115V118L209 117H206L205 116V118L208 120V118L209 119H213L214 120V118L216 117V116H218V115H221V116H219V118L220 117H222L223 116V119H224V117H225V115L224 114H229V112L230 111H232L233 109L234 110H237L236 108H234V107H236V104L238 103H236V104H234V102L232 101ZM254 103H255V101H254ZM253 103V105H255ZM60 105V106H58V105ZM56 105L54 104H50V106H49V108H51V109H49L48 107V110L49 111H51L52 110V108H59V109H56V111L57 110H59V112H60V110H61V113H62V111H64L63 113V115H65V114H67V115H71L72 113H74V108L72 109V107H70V109H69V107L68 106H65V107H63L62 108V105L60 104V103H57ZM66 105H69V102H68V100L66 101V103H65ZM71 104H73V103H71ZM77 105H78V103H76ZM164 104V103H163ZM184 104V103H183ZM206 104H208V103H206ZM229 104V103H228ZM247 103H242L241 104V101H240V104H239V106H237V107H242L243 108V106H245ZM74 105V104H73ZM76 105V106H77ZM95 105H97V104H95ZM177 105V104H176ZM238 105V104H237ZM47 106H48V102H47ZM52 106H55V107H52ZM72 106V105H71ZM100 106V105H99ZM102 106V105H101ZM178 106V105H177ZM180 106V105H179ZM60 107L62 108V109H60ZM118 107V106H117ZM161 107V106H160ZM163 107V106H162ZM175 107V106H174ZM174 107H170V108H174ZM205 107V106H204ZM239 108V110L238 111H241L242 110V108ZM77 108V107H76ZM78 108H79V106H78ZM83 108V107H82ZM82 108L80 109V110H82ZM100 108H102V107H100ZM119 108V107H118ZM117 108V109H118ZM130 108V107H129ZM177 108V107H176ZM179 108V107H178ZM183 108V107H182ZM189 108V107H188ZM198 108V107H197ZM233 108V109H232ZM244 108H246V107H244ZM66 109H67V112L68 113H65V111H66ZM68 109H69V111H71L72 110V113H69V111H68ZM84 109V108H83ZM124 109V108H123ZM241 109V110H240ZM76 110H78V109H76ZM75 110V111H76ZM102 110V109H101ZM130 110V109H129ZM161 110V109H160ZM163 110H165V109H163ZM172 110V109H171ZM176 110V109H175ZM181 110V109H180ZM179 110V111H180ZM187 110V109H186ZM190 110V109H189ZM195 110H197V109H195ZM204 110H206V109H204ZM230 110V111H229ZM54 111H55V109H54ZM55 111V112H56ZM96 111V110H95ZM103 111V110H102ZM177 111V110H176ZM197 111H199V110H197ZM80 112V111H79ZM136 112V111H135ZM135 112H133V115H134V113ZM166 112H167V110H166ZM165 112V113H166ZM168 112H170V111H168ZM200 112V111H199ZM202 112V111H201ZM200 112V113H201ZM233 112V111H232ZM232 112H230L231 114H233ZM42 113V112H41ZM45 113V112H44ZM47 113H49V112H47ZM52 113V112H51ZM77 113V111L75 112V114L74 115H77L76 114ZM97 113V112H96ZM162 113V112H161ZM183 113H184V111H183ZM203 113H204V111H203ZM206 113L204 114V115H206ZM236 113H237V111H236ZM82 114V113H81ZM112 114V113H111ZM136 114H138V113H136ZM164 114V113H163ZM167 114H169V113H167ZM173 114V113H172ZM185 114V113H184ZM199 113H197V115H198ZM227 114V115H228ZM235 114V113H234ZM234 114H233V116H234ZM244 114V113H243ZM42 115H44V114H42ZM50 115H54V114H50ZM56 115H57V113H56ZM69 115V116H70ZM94 115V114H93ZM131 115V114H130ZM165 115V114H164ZM183 115V114H182ZM181 115V116H182ZM196 115V116H197ZM200 115V114H199ZM201 115H202V113H201ZM214 115H216V116H214ZM66 116V115H65ZM68 116V117H69ZM79 116V115H78ZM85 116V115H84ZM169 116V115H168ZM174 116V115H173ZM228 116H230V115H228ZM54 117V116H53ZM59 117V116H58ZM71 117V116H70ZM73 117V116H72ZM71 117V118H72ZM80 117H81V115H80ZM165 117H167V116H165ZM164 117V118H165ZM178 117H180V115L178 116ZM178 117H176L175 119L174 118H172V119H174V121L176 120V121H178L179 119H181V120H183V118H179L178 119ZM185 117V116H184ZM214 117V118H213ZM232 117V116H231ZM60 119H62L61 117H59ZM82 118V117H81ZM84 118V117H83ZM87 118V117H86ZM163 118V119H164ZM186 118H188L187 116H186ZM192 118V117H191ZM204 118V117H203ZM218 118V119H219ZM58 119V118H57ZM78 119V118H77ZM132 119V118H131ZM160 119V118H159ZM167 119V118H166ZM211 119V121H213ZM217 119V118H216ZM215 119V120H216ZM233 119H235V118H233ZM53 120V119H52ZM72 120V119H71ZM74 120V119H73ZM82 120V119H81ZM165 120V119H164ZM169 120H170V118H169ZM222 120V119H221ZM50 121V120H49ZM55 121H56V119H55ZM59 121V120H58ZM174 121H172V123L174 124ZM186 121V120H185ZM184 121V122H185ZM188 121H191V120H188ZM209 121V120H208ZM51 122V121H50ZM60 122H63V121H61L60 120ZM187 122V121H186ZM210 122V121H209ZM208 122V123H209ZM216 122H218V120L216 121ZM155 123V122H154ZM169 123H171V122H169ZM171 123V124H172ZM176 123V122H175ZM178 124H184L183 122H177ZM177 123H176V125H177ZM189 123V122H188ZM200 123V122H199ZM202 123V122H201ZM235 123V122H234ZM237 123V122H236ZM50 124V123H49ZM191 124H193V123H191ZM197 124V123H196ZM212 124H214V123H212ZM55 125H57V122H56V124ZM54 125V126H55ZM203 125V124H202ZM51 126H52V128H54V129H57L58 127H59V125H57L58 127H54L53 125H52V123H51ZM50 126V127H51ZM64 126V125H63ZM62 125L60 126L61 127V131H62V129L63 130H65L64 128H62L63 127ZM209 126V125H208ZM219 126V125H218ZM59 127V128H60ZM65 127H66V125H65ZM199 127V126H198ZM216 127V126H215ZM183 129V128H182ZM212 129V128H211ZM218 129V128H217ZM58 130V129H57ZM141 130V129H140ZM171 130V129H170ZM180 130V129H179ZM58 131H60V130H58ZM66 131V130H65ZM64 131V132H65ZM183 131V130H182ZM181 131V132H182ZM199 131V130H198ZM219 132H220V130H218ZM142 132V131H141ZM146 132V131H145ZM173 132V131H172ZM175 132V131H174ZM179 132V131H178ZM180 132V133H181ZM195 132V131H194ZM218 132V133H219ZM161 133V132H160ZM176 133V132H175ZM179 133V134H180ZM186 132H184V134H185ZM188 133V132H187ZM186 133V134H187ZM224 133V132H223ZM222 133V134H223ZM139 134V133H138ZM173 134V133H172ZM190 134H193V136H195L194 135V133L193 132H191ZM198 135H199V133H198ZM220 135V134H219ZM187 136L189 137L190 135H188L187 134ZM186 136V137H187ZM203 136V135H202ZM222 136V135H221ZM199 137H200V135H199ZM199 137H197V139H199ZM217 137V136H216ZM223 137V136H222ZM107 138V137H106ZM109 138V137H108ZM174 138V137H173ZM213 138V137H212ZM82 139V138H81ZM130 139H131V137H130ZM139 139V138H138ZM146 139V138H145ZM175 140H176V142L178 141V139L179 138H174ZM173 139V140H174ZM195 139V138H194ZM201 139V138H200ZM204 138H202V140H203ZM23 140V139H22ZM79 140V139H78ZM87 140V139H86ZM91 140V139H90ZM106 140H108V139H106ZM139 140H141V138L139 139ZM143 140V139H142ZM174 140V141H175ZM181 140H184V141H180L181 143H185V139H181ZM192 140V136H190V139H187L186 140V146L184 147V145H183V147H180V148H176V147H174L173 146V148H171V149H166L165 150V152H161V154H160V159L163 157L164 159L166 158L167 160L169 159V161L171 162H173L174 163V161H175V163L178 161V160H180L179 158H188V155H187V153L190 155L191 153H189L188 151H189V148L190 149H192L191 148V146H188V145H191L190 143L192 142L191 141ZM216 140V139H215ZM113 142V144H111V145H109V147H106V152L104 153V150H103V148H101V147H103L104 146V149H105V145L106 144H104V145H98L100 148H101V150L103 151V155H100L101 154V152H100V154H99V156L101 157H99V156H97V154H95L97 151H95V155H96V158H94V159H97V157H99L100 158V160H102L103 158H102V156L103 157H112V158H116L117 160L119 159V157H123V158H125V159H123V160H127L126 158H140V157H144L145 156V152H143V150H141L140 152H138L137 150V152L134 150L133 151V149L131 150V148L130 149H126L125 147H127L129 144H134V142L133 143H127V142H124L126 145H120L119 143V145H115L116 143V141L114 142L113 141V139L112 140H110V142ZM135 141H137V138H136V140ZM163 141V140H162ZM195 141L198 143V140H196L195 139ZM4 142V141H3ZM30 142V141H29ZM32 142V141H31ZM74 142V141H73ZM75 142H79V141H75ZM86 142H88V141H86ZM100 142V141H99ZM107 142V141H106ZM179 142V143H180ZM195 142V143H196ZM209 142V141H208ZM207 142V143H208ZM212 142V141H211ZM80 143V142H79ZM89 143V142H88ZM122 143H123V141H122ZM163 143V142H162ZM178 143V144H179ZM196 143V144H197ZM202 143V141L200 142V144ZM31 144V143H30ZM33 144H35L36 145V143H32V145ZM37 144H39V143H37ZM43 144V143H42ZM48 144H51V143H48ZM48 144H46L47 145V147H48V149H46V148H43V149H45L46 151L44 152V154H46V156L48 155V153L50 152V153H52V154H57L58 152H61V150L63 149V147L62 146H64V145H62L61 143H59L58 142V146H57V142L56 143H53V144H51V145H53V146H48ZM55 144V145H54ZM92 144V143H91ZM136 144V143H135ZM175 143H173L172 145H174ZM26 147H25V146ZM41 145V144H40ZM61 145V146H60ZM195 145V144H194ZM193 145V146H194ZM202 145V144H201ZM205 145V144H204ZM19 146V145H18ZM28 145H26V143L25 144H23V149H25V148H28L27 147ZM110 146H111V148H110ZM131 146V145H130ZM140 146V145H139ZM165 146V145H164ZM176 146H177V144H176ZM178 146H181L180 144L178 145ZM199 146V145H198ZM29 147H31V146H29ZM44 147H46V146H44ZM49 147H50V149L51 148H53V149H49ZM67 147V146H66ZM121 147V148H120ZM143 147V146H142ZM196 147H197V145H196ZM35 148V147H34ZM38 148V147H37ZM40 148V147H39ZM62 148V149H61ZM113 148H115V149H113ZM124 148V149H123ZM135 148V147H134ZM1 149V148H0ZM20 148L18 147L17 148V150L18 151H20L19 150ZM28 149H30V148H28ZM33 149V147L31 148V150ZM68 149V148H67ZM97 149H98V152L99 151H101V150H99V148L97 147ZM136 149H138V147L136 148ZM22 150V149H21ZM37 150V149H36ZM39 150H41L42 151V149H39ZM68 150H71L70 148L68 149ZM79 150H81V149H79ZM109 150V151H108ZM194 150V149H193ZM6 151V150H5ZM28 151V150H27ZM30 151V150H29ZM74 151V150H73ZM17 152V151H16ZM82 152V151H81ZM91 152V151H90ZM190 152H191V150H190ZM7 153V152H6ZM10 153L11 152H9L8 154L10 155ZM21 153H25V152H22L21 151ZM35 153V152H34ZM42 152H40V154H41ZM67 153H68V151H67ZM66 153V151H65V153H64V155H60V157H61V159H62V157L63 156H65V154H67ZM2 154H4V153H2ZM62 154V153H61ZM93 154V153H92ZM91 154V155H92ZM93 154V155H94ZM1 155V154H0ZM25 155V154H24ZM34 155V154H33ZM50 155V154H49ZM54 155H53V157H54ZM76 155V154H75ZM93 155H92V159H91V156L89 155L88 157L90 158H88V157H83L84 159H81V162H83L84 163V165H87V166H85V168H89L88 166V164H91V163H93ZM187 155V156H186ZM37 156V155H36ZM43 156V155H42ZM45 156V155H44ZM56 156V155H55ZM195 156V155H194ZM52 157V158H53ZM60 157H58V159L60 158ZM95 157V156H94ZM147 157V156H146ZM159 157H157V158H159ZM196 157V156H195ZM31 158H34V157H31ZM48 158V157H47ZM51 158V157H50ZM51 158V159H52ZM99 158L97 159V160H99ZM153 158V157H152ZM191 158V157H190ZM189 158V159H190ZM42 159V158H41ZM44 159V158H43ZM54 160H53V162L55 163V160H56V157L55 158H53ZM57 159V160H58ZM74 159V158H73ZM72 159V160H73ZM105 159V158H104ZM116 159H111V158H108V161H106V159H105V163H103V165L104 164H106L107 166H105V167H108L109 165H113V163L114 162H112L111 163V160H116ZM141 159V158H140ZM159 159V160H160ZM165 159V160H166ZM240 159V158H239ZM264 159V158H263ZM33 159H31L30 161H32ZM56 160V161H57ZM60 160V159H59ZM83 160V161H82ZM91 160V161H90ZM116 160V161H117ZM166 160V161H167ZM28 161V157H25V156H21L20 154H19V152L17 153V154H15L14 156H8L7 154H6V156L5 155H1L0 156V166H1V168H2V165H11V164H20V163H22V162H27ZM85 161H87L86 163H85ZM90 161V162H89ZM95 162H96V160H94ZM122 161V160H121ZM186 161V160H185ZM184 161V162H185ZM211 161V160H210ZM225 161V162H224ZM233 161V160H232ZM37 162H38V160H37ZM43 163H44V161H42ZM45 162H46V160H45ZM52 161H49L48 163H51ZM98 162H100L101 163V165H102V162H104L103 160L102 161H98ZM97 162V163H98ZM119 162H120V160H119ZM163 162V161H162ZM170 162H165V163H170ZM171 162V163H172ZM183 162V163H184ZM225 163V165H226V162H229V161H227V159L225 160H223L222 161V166H224V163ZM231 162V161H230ZM234 162H235V160H234ZM236 162H237V160H236ZM29 163V162H28ZM41 163V162H40ZM42 163V164H43ZM48 163H46V164H48ZM76 163V162H75ZM108 163V164H107ZM111 163V164H110ZM164 163V164H165ZM178 163V162H177ZM33 164V163H32ZM37 164V163H36ZM62 164H64V163H62ZM79 164V163H78ZM77 164V165H78ZM132 163L131 162H126L125 164L124 163H122V168H127L129 165H131ZM159 164H160V162H159ZM162 164V163H161ZM163 164V165H164ZM179 164V163H178ZM177 164V165H178ZM186 164V163H185ZM218 164V163H217ZM231 164V163H230ZM244 164V163H243ZM254 164V163H253ZM8 165V166H9ZM30 165V164H29ZM82 165V164H81ZM135 165V164H134ZM157 165V164H156ZM171 165V166H170ZM169 165V167H172V164H170ZM174 165V164H173ZM176 165V164H175ZM174 165V166H175ZM181 165H183V164H181ZM241 165V164H240ZM249 165V164H248ZM247 165V166H248ZM260 165H262L261 163H260ZM259 165V166H260ZM20 166H21V164H20ZM26 166H28V164L26 165ZM44 166V165H43ZM83 166V165H82ZM161 166V165H160ZM166 166H167V164H166ZM165 166V167H166ZM173 166V168L176 170V168H177V166H176V168ZM230 166V165H229ZM246 166V167H247ZM23 167H24V165H23ZM30 167V166H29ZM28 167V168H29ZM38 167H39V165H38ZM46 167V166H45ZM75 167V166H74ZM80 167V166H79ZM158 167V166H157ZM156 167V168H157ZM164 167V166H163ZM169 167H167L168 168V171H167V169H165V170H163V168H162V170L165 172V171H167V172H169L168 174L169 175H171L172 173L170 172V168ZM179 167V166H178ZM204 167H206V166H204ZM209 166H207V168H208ZM211 167V166H210ZM209 167V168H210ZM230 167H232V166H230ZM235 166H233V168H234ZM237 167H239V166H237ZM249 167V166H248ZM247 167V168H248ZM256 167H258V166H256ZM255 167V168H256ZM12 168V167H11ZM11 168H9L10 169V171H11ZM31 168V167H30ZM36 168V167H35ZM44 168V167H43ZM75 168H78V167H75ZM82 168V167H81ZM79 169L78 168V170L80 171V170H82V169ZM110 168V167H109ZM121 168V167H120ZM212 168H216V167H212ZM212 168H210V169H212ZM226 169H227V166L225 167ZM224 168V169H225ZM232 168V169H233ZM240 168V167H239ZM3 170H4V167L2 168ZM5 169H6V167H5ZM15 169V168H14ZM41 169H42V167H41ZM71 169V168H70ZM83 169H84V167H83ZM100 169V168H99ZM102 169H104L105 170V168L104 167H102ZM142 169V168H141ZM174 169H172L171 168V170H172V172H174L173 170ZM209 169V170H210ZM241 169V168H240ZM2 170V171H3ZM24 170V169H23ZM25 170H27L26 169V167H25ZM29 170V169H28ZM38 170V169H37ZM37 170H36V172H37ZM72 170H74L75 171V169H73V167H72ZM77 170V169H76ZM77 170V171H78ZM93 170V169H92ZM91 170V171H92ZM103 170V171H104ZM106 170H109L108 168L106 169ZM105 170V171H106ZM143 170V169H142ZM154 170V169H153ZM161 170V171H162ZM208 170V169H207ZM206 170V171H207ZM214 169H212V170H210V173L212 174H210V173H208V171L206 172L207 173V175L208 174H210L209 175V177H212V176H215V175H217V174H214V173H218L217 171L215 172V171H213ZM228 170V169H227ZM235 170H237V169H235ZM258 170V169H257ZM0 171H1V169H0ZM39 171H40V169H39ZM77 171H75L74 173H76ZM84 171V170H83ZM87 172L88 171H90L89 169L88 170H86ZM213 171V172H212ZM30 172V171H29ZM71 172V171H70ZM69 172V173H70ZM73 172V171H72ZM86 172V173H87ZM147 172V171H146ZM167 172H165V174H167ZM176 172H177V170H176ZM226 172V171H225ZM241 172V171H240ZM263 172V171H262ZM1 173V172H0ZM23 173H24V171H23ZM44 173V172H43ZM77 173H81V171L80 172H77ZM76 173V174H77ZM84 173V172H83ZM89 173V172H88ZM111 173V172H110ZM134 173V172H133ZM132 173V174H133ZM148 173V172H147ZM161 173V174H160ZM162 173L163 172H158L156 175H153V177H155L156 176V178H158V179H156V181L155 180H153V181H155L156 183L157 182H159L158 184H161L162 186L163 185H167V184H169L171 181H172V183H173V185H176L177 187H179L180 185H178V184H180V182H181V187H179V190L181 189V191H179V190H176V187H175V192H177V194H183V197L185 196L184 195V191H185V193L187 192V194L188 193H190V195H192V196H190V195H186V196H190V197H195V195H197V197L199 196V197H201V195H202V198H206L207 197V195H206V197H203V194H201V193H199V191H201V190H203V189H205V194L206 193H208V191L210 190H212V188L213 187H216V186H213V184H211L210 183V181H211V178H209V177H207L205 174V172H203L202 173V175L200 176V174L196 177L197 179L199 178V180H200V184H199V186L197 187V188H195V187H192V185H194L195 184V182L196 181H198L196 178H191L190 179V182L187 184V185H185V183H183V180L184 179H182L181 181L179 180H177V179H171L170 177H169V175H168V177H169V179L167 178H165V181H164V179H161L160 177H162ZM227 173V172H226ZM233 173V172H232ZM235 173V172H234ZM258 173V172H257ZM3 174V173H2ZM36 174V173H35ZM34 174V175H35ZM79 174H78V176H77V179L79 180L80 179V177H79ZM82 174V173H81ZM95 174V173H94ZM135 174V173H134ZM141 174V173H140ZM143 174V173H142ZM150 175H151V173H149ZM159 174V175H158ZM229 175L231 174V173H228ZM227 174V175H228ZM263 174V173H262ZM24 175H25V173H24ZM29 175H31V174H29ZM66 175V174H65ZM67 175L69 176V174L67 173ZM93 175V174H92ZM207 177V179L205 178V176ZM229 175H228V178H230L229 177ZM36 176H38V175H36ZM82 176H84V175H82ZM143 176H144V174H143ZM143 176L141 177V178H143ZM145 176H148V175H145ZM163 176H164V173H163ZM203 176V177H202ZM218 177H220V174H218L217 175ZM222 176H224V175H222ZM221 176V177H222ZM261 176V175H260ZM264 176V175H263ZM18 177V176H17ZM17 177H16V179H17ZM35 177V176H34ZM64 177V176H63ZM74 177H75V175H74ZM91 177H93V176H91ZM165 177V176H164ZM201 177V178H200ZM216 177V176H215ZM249 177V176H248ZM65 178V177H64ZM69 178V177H68ZM88 178V177H87ZM160 178V179H159ZM203 178V179H202ZM208 178H209V182L207 181L208 180ZM213 178V177H212ZM217 178V177H216ZM225 178V177H224ZM223 178V179H224ZM233 178V177H232ZM242 178V177H241ZM12 179V178H11ZM14 179V178H13ZM20 179V178H19ZM18 179V180H19ZM84 180H86L85 178H83ZM89 179V178H88ZM145 179V178H144ZM193 179V180H192ZM196 179V180H195ZM205 179V180H204ZM222 179V180H223ZM21 180V179H20ZM19 180V181H20ZM83 180V181H84ZM127 180H129V179H127ZM163 182H162V181ZM166 180H167V182H166ZM174 180V181H173ZM175 180H177V182L175 181ZM202 180H204V181H202ZM217 180H219V179H217ZM225 180V179H224ZM237 180V179H236ZM248 182H249V179H246ZM262 180V179H261ZM170 181V182H169ZM187 181V180H186ZM189 181V180H188ZM205 181H207L208 183H206ZM221 181V180H220ZM238 181V180H237ZM264 181V180H263ZM25 182H27V181H25ZM69 182V181H68ZM71 182H72V180H71ZM154 182V183H155ZM179 182V183H178ZM212 183H215L216 182V180H215V178H214V181L212 180L211 181ZM223 182V181H222ZM227 182V181H226ZM226 182H224V184L226 185ZM239 183H240V181H238ZM63 183V182H62ZM155 183V184H156ZM164 183V184H163ZM172 183H171V185H172ZM175 183H178V184H175ZM207 184V185H205V184ZM210 183V184H209ZM218 183V182H217ZM228 183V182H227ZM241 183H243V182H241ZM264 183V182H263ZM222 184V183H221ZM224 184H222V186H224ZM229 184V183H228ZM159 186L158 185V187H161L162 188V186ZM171 185L169 184V187L168 188H172L171 187ZM203 185H205L206 187L204 188L203 187ZM211 185H212V188H211ZM214 185H216V183L214 184ZM239 185V184H238ZM238 185H237V187H238ZM249 185V184H248ZM247 185V186H248ZM261 185H262V183H261ZM209 186V187H208ZM245 185L243 184V187H244ZM28 187V186H27ZM164 187V186H163ZM259 187V186H258ZM167 187H166V189H168ZM183 188V189H182ZM209 188V189H208ZM211 188V189H210ZM217 189H218V186L216 187ZM216 188H214V189H216ZM220 188H222V187H220ZM228 188V187H227ZM227 188H225V189H227ZM239 190H238V192L242 189V187H240L239 186ZM231 189V188H230ZM244 189V188H243ZM242 189V191H240V196H241V194H243L244 192H245V190H243ZM172 191V190H171ZM209 191V195H211V192ZM244 191V192H243ZM253 191H255V190H253ZM181 192V193H180ZM233 192V191H232ZM257 192V191H256ZM195 193V194H194ZM213 193V192H212ZM215 194V193H214ZM232 194V193H231ZM16 195V194H15ZM29 195V194H28ZM213 195V194H212ZM211 195V196H212ZM230 195V194H229ZM23 196V195H22ZM182 196V195H181ZM235 196V195H234ZM234 196L232 197V198H234ZM239 196V195H238ZM237 196V197H238ZM239 196V197H240ZM196 197V198H197ZM198 197V198H199ZM227 197H229V196H227ZM237 197H235L236 199H237ZM243 197V196H242ZM28 198V197H27ZM231 198V199H232ZM249 198V197H248ZM201 199V198H200ZM213 199V198H212ZM202 200V199H201ZM228 200V199H227ZM233 200V199H232ZM202 201H204V200H202ZM225 201H226V199H225ZM224 201V202H225ZM231 201V200H230ZM237 201V200H236ZM243 201V200H242ZM241 201V203H244V202H242ZM220 202V201H219ZM223 202V203H224ZM233 202V201H232ZM234 202H235V200H234ZM239 202V201H238ZM216 203V202H215ZM225 203H227V202H225ZM219 204V206L220 205H222L221 207H219L221 210H222V212L220 211H218L219 213H218V215H219V219H220V217H221V220H223V222L224 221H226L227 223H229L230 224V227H229V225L225 222V224L223 223L222 225H226L227 224V226L229 227H224V228H227L228 230H232L233 232L231 233V231H230V233H231V235L233 234V238L236 236H234V234H237V233H235V232H238L239 230H237V228L238 227H247L248 225L247 224H249V223H245V222H243L242 220H240V219H243V218H246L247 216L246 215H244V214H246V212H243V211H241L240 209H242V207L241 206H239L237 203H233V204H237L236 206H234V207H236V210H235V215H232L231 214V216L233 217L234 216V218H232L231 216H230V214L228 213V207H227V205H225V204H222V202L221 203H218ZM240 204V203H239ZM248 204H250L251 205V203H249V201H248ZM208 205V204H207ZM246 205V204H245ZM245 205H243V207L244 208H247V206L245 207ZM239 206V207H238ZM209 207H210V205H209ZM227 210H226V209ZM250 208V207H249ZM248 208V209H249ZM206 209H208L207 207H206ZM211 208H209V210H210ZM217 209L218 208H216V211H217ZM225 209V210H224ZM251 209V208H250ZM212 210V209H211ZM237 210H240V211H237ZM246 210V209H245ZM224 211H225V214H224ZM227 211V212H226ZM237 211V212H236ZM250 211V210H249ZM248 210H247V212H249ZM195 212V211H194ZM201 212H203L202 211V209H201ZM213 212V211H212ZM211 211H210V213H208L209 214V216H210V214L212 213ZM215 212V211H214ZM213 212V213H214ZM242 212V213H241ZM151 213V212H150ZM199 214H200V212H198ZM212 213V214H213ZM242 214V216H241V214ZM146 214V213H145ZM148 214V213H147ZM211 214V215H212ZM214 214H216V213H214ZM148 215H150V218H152L154 221H155V225L157 224H159V223H156V222H158L160 219H156L155 220V215H154V213L152 212L151 214H148ZM148 215H147V217H148ZM203 215V214H202ZM217 215V216H218ZM228 215V216H227ZM238 215V217H237V219H236V221H234V219L236 218V216ZM243 215H244V217H243ZM249 215V214H248ZM145 216V215H144ZM198 216V215H197ZM200 216V215H199ZM204 216L205 217H207L206 216V214H204ZM203 216V218L205 219V217ZM178 218H176V216H175V222H173L172 224L173 225H171V226H169L170 224H169V219H170V217L169 216H167L166 217V219H168V223L167 222H165V220H164V224H169L168 225V229H167V225L166 226H164V227H162L163 229H159L158 228V230H156L155 231V234H154V237H158L159 235H157V234H160V237H159V239H157L156 238V240H163L164 238H168V239H165L164 241H163V243H165L166 245L165 246H167V245H173V243H176V242H178V243H180V242H182L183 243V245H187L188 243L190 244V246H192V244L190 243V242H192V243H194L193 242V240L196 238V237H199L200 238V236H201V238H202V241H203V239H204V244L206 243V245H213V248L215 249H217V247H214V246H217V244H218V248H219V245L221 244V242L223 243V244H221V246H220V248L221 249H223L224 247H226V248H224V250H222V253H221V250H220V248L218 249V250H220V251H218L220 254H222L223 256H226L225 254H224V252H225V250H228V247H227V243L226 242H223L222 240H224V238H223V235H222V233L221 232H219V230H222L223 228H222V225H220V227L218 226V224H219V222H218V224H217V226L219 227V230H217V228H216V230H215V228H214V231H217V232H212V231H207L208 230V228H209V226L208 225H210V223L209 222H207V218L204 220V219H202L201 217H200V219H198V224L201 226L202 224H204V225H202L201 227H199V225H197L196 226V228H194V226H193V224L191 223V222H183V220L180 218V216L178 215L177 216ZM212 217H214V216H212ZM215 217H216V215H215ZM240 217H242V218H240ZM149 218V219H150ZM179 218H180V220H179ZM210 218H211V216H210ZM231 219L232 218V221L230 220H228L227 221V219ZM238 218H239V220H238ZM137 219V218H136ZM148 218H147V220H149ZM202 219V220H201ZM213 219H215V218H211V220H210V222L213 220ZM219 219H217V217H216V221H219ZM146 220V221H147ZM200 220V221H199ZM214 220V222H216ZM237 220L239 221L238 223H240V221L241 222H243V224L245 225H241V223H240V225L241 226H239V225H237L238 223H236L237 222ZM246 221H248V218H246L245 219ZM244 220V221H245ZM259 220V219H258ZM135 221V220H134ZM137 221V220H136ZM136 221H135V223H136ZM139 221V220H138ZM137 221V222H138ZM176 221H178V223H176ZM202 221V222H201ZM203 221H204V223H203ZM234 221V222H233ZM208 224H206V223ZM213 222V221H212ZM212 222H211V224H212ZM213 222V223H214ZM233 222V223H232ZM138 223H140V222H138ZM145 223V222H144ZM142 224V228L141 229H139V228H137L136 227V230L138 229V230H140L139 232H137V233H139V235L137 234V236L136 235H132V237H137V238H135V240L137 241V243L139 242H141L140 244H141V246L142 247H140V248H138L137 250L139 251V252H142V256L144 255L143 254V251H145V250H147L148 249V247H149V245H151L152 246V244H150L152 241L150 240V238H151V236H152V234H149V233H145V232H143L144 231V227L146 226V224ZM200 223H202V224H200ZM220 223H222V221L220 222ZM137 224V223H136ZM233 224H236L235 226H237V227H234V225ZM140 225V224H139ZM232 225H233V229L235 230H233L232 229ZM261 225V224H260ZM160 226H162L161 225V223H160ZM206 226H208L207 228H206ZM212 226V225H211ZM216 226V225H215ZM140 227V226H139ZM161 228V227H160ZM199 228H201V229H203V230H201V229H199ZM243 228L242 229H240V230H243ZM253 228V227H252ZM165 229V230H164ZM205 229H207V230H205ZM212 229V228H211ZM227 229H225V232L227 231ZM239 229V228H238ZM246 228H244V230H245ZM254 229V228H253ZM252 229V230H253ZM166 230H168V236H167V232H166ZM248 230V229H247ZM159 231H160V233H159ZM161 231H162V234H161ZM259 231V230H258ZM135 232V231H134ZM141 232H143L142 234H141ZM164 232V233H163ZM165 232H166V237H162V236H164V234H165ZM223 232H224V229H223ZM241 231H239L238 232V234L240 233ZM255 232V231H254ZM209 233V234H208ZM211 233V234H210ZM215 234V238H214V234ZM217 233V234H216ZM242 233V232H241ZM256 233V232H255ZM205 234V235H204ZM221 235V236H217V235ZM157 235V236H156ZM162 235V236H161ZM205 236L204 238H203V236ZM213 237H212V236ZM239 235H241V234H239ZM129 236V235H128ZM172 238H171V237ZM129 237H131V236H129ZM129 237H128V239H129ZM132 237H131V239H132ZM138 237H140V238H138ZM170 237V238H169ZM209 237H211L212 239L214 238L215 239V241H216V243H215V241H214V239L212 240V243L214 242L215 244H212L211 243V238H209ZM221 238L222 240H221V242H219L220 240L219 239H216V238ZM242 237H244V236H242ZM161 238V239H160ZM177 238V239H176ZM239 238V237H238ZM245 238V237H244ZM138 239H140V241H138ZM181 241H180V240ZM183 239V240H182ZM243 238H241L240 240H242ZM263 239V238H262ZM135 240H132V244L134 245V243L133 242H135ZM176 240H178V241H176ZM184 240H186V242L184 241ZM201 240V239H200ZM234 240H237V236H236V238L234 239ZM233 240V241H234ZM246 240V239H245ZM159 241H158V243H157V245H158V247H159V245H162L163 243H161V244H159ZM176 241V242H175ZM225 241V240H224ZM127 242V241H126ZM130 242H131V240H130ZM185 242V243H184ZM188 242V243H187ZM238 242H239V240H238ZM137 243H135L136 245H138ZM181 243V244H182ZM235 243H236V241H235ZM132 244H130L129 243V246L131 245L132 246ZM155 244V243H154ZM177 244V243H176ZM195 244V243H194ZM224 244H226V246L224 245ZM241 244V243H240ZM167 246L168 248H173V246ZM236 245H237V243H236ZM239 245V244H238ZM130 246V247H131ZM155 246H156V244H155ZM154 246V247H155ZM164 246V244L162 245V247H165ZM175 246V245H174ZM179 246H182V245H179ZM188 247H189V245H187ZM125 247H127V246H125ZM125 247H123V248H125ZM183 247V246H182ZM181 247V248H182ZM193 247V246H192ZM238 247V246H237ZM121 248V247H120ZM133 248V247H132ZM135 248H137V247H134V250H135ZM150 248V247H149ZM186 248V247H185ZM196 248H198L197 246H195L194 245V248L193 249H196ZM262 248V247H261ZM126 249H128V248H126ZM215 249V250H216ZM129 250H130V248H129ZM137 250H135L133 253L131 252V254L135 257H137V253H135ZM162 250H165V252H166V254H168V252L166 251L167 249H166V247H165V249H163L162 248ZM170 250V249H169ZM172 250V249H171ZM174 250H176V249H174ZM137 251V252H138ZM159 251V250H158ZM209 251V250H208ZM217 251V250H216ZM215 251V252H216ZM224 251V252H223ZM123 252H125V250L123 251ZM126 252H128V250L126 251ZM146 252H148V250L146 251ZM145 252V253H146ZM163 252V251H162ZM170 252H172V251H170ZM180 252V251H179ZM182 252H183V250H182ZM177 253V252H176ZM176 253H175V255H176ZM205 253H207V252H205ZM226 253L227 254H230L228 251H226ZM131 254H129L128 256H130V258L132 257L131 256ZM134 254H137V255H134ZM140 254V253H139ZM207 254H209L210 256H208L209 258L211 257V259L213 260V259H215L214 258V256L212 255V254H210V253H207ZM141 255V254H140ZM171 255V254H170ZM179 256V255H178ZM177 255L175 256V258L176 257H178ZM183 256V255H182ZM203 256H204V254H203ZM206 256V255H205ZM229 256V255H228ZM228 256H226V257H228ZM207 257V256H206ZM207 257V258H208ZM230 257V256H229ZM147 258V257H146ZM174 258V259H175ZM205 259V261L206 260H210L211 261V259ZM224 259H225V257H223ZM133 259V258H132ZM177 259V258H176ZM180 257L178 258V260H176V261H182L181 259H184V258H181L180 260ZM146 260V259H145ZM185 260V259H184ZM135 262H133V263H136V261H138V262H140L137 258L134 260ZM176 261H174V264H175V262ZM209 261V262H210ZM132 262V261H131ZM137 262V263H138ZM160 262V261H159ZM172 262V264H173V261H171ZM170 262V263H171ZM177 262V263H178ZM184 262V261H183ZM207 262V261H206ZM206 262H204V263H206ZM209 262H207V264H209ZM212 262V263H211ZM210 263L211 264H214V262H215V264H216V260L215 261H211ZM232 262H233V260H232ZM231 262V263H232ZM170 263H168V264H170ZM176 263V264H177ZM198 263V262H197ZM203 263V264H204ZM234 263H237V262H234ZM157 264V263H156ZM179 264V263H178ZM181 264H183V263H181ZM189 264V263H188ZM194 264V263H193ZM196 264V263H195ZM198 264H202V263H198ZM233 264V263H232ZM240 264V263H239Z\"/></svg>",
	"mask_w": 264,
	"mask_h": 264
}]
</instances>
